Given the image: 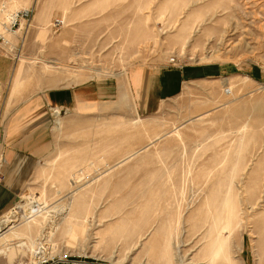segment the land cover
Here are the masks:
<instances>
[{
    "label": "rangeland",
    "instance_id": "1",
    "mask_svg": "<svg viewBox=\"0 0 264 264\" xmlns=\"http://www.w3.org/2000/svg\"><path fill=\"white\" fill-rule=\"evenodd\" d=\"M119 1L124 8L129 2ZM136 2L140 21L79 57V50L35 46L31 27L29 36L18 34L22 25L15 33L9 30L6 16L15 10H31L33 16L34 0H0L6 7L0 11L5 38L0 52L15 58L7 92L17 67L22 68L15 103L46 88L122 80L135 61L158 65L175 55L184 66L223 69L186 82L178 96L150 115L136 112L125 89L94 115L56 113L53 143L11 210L0 214V233L6 215L22 214L43 199L54 205L72 188L156 142L100 180L94 196L100 205L89 236L57 233L34 255L13 248L0 264H32L42 249L46 255L86 253L111 264L110 256L117 260L125 254L128 263L160 264L144 245L127 253L128 244L152 223L160 231L173 225L178 215L180 247L172 264H200L211 246V226L226 221L229 211L233 264H264V0ZM130 30H136L134 36ZM229 87L233 93L224 94ZM13 232L23 242L29 237L25 224Z\"/></svg>",
    "mask_w": 264,
    "mask_h": 264
},
{
    "label": "crops",
    "instance_id": "2",
    "mask_svg": "<svg viewBox=\"0 0 264 264\" xmlns=\"http://www.w3.org/2000/svg\"><path fill=\"white\" fill-rule=\"evenodd\" d=\"M34 3L29 27L25 30L27 23L21 20L18 34L29 36L26 33L31 27L35 46L58 45L67 51L79 50V57L93 46L114 41L121 30L126 34L128 24L140 21V17H135V13L140 15L136 0H129L125 8L119 0H34ZM55 18L64 19V25L57 31L50 28L49 22ZM135 33L136 30H130L129 37ZM141 33L139 29L138 34ZM14 59L0 52V214L16 202L39 160L50 149L54 140L52 110H62L63 115L91 116L102 103L112 101L118 91L125 89L136 112L146 116L178 96L186 82L223 71L216 65L179 68L166 62L154 65L135 61L122 80H92L46 88L15 103V95L7 92Z\"/></svg>",
    "mask_w": 264,
    "mask_h": 264
},
{
    "label": "bare ground",
    "instance_id": "3",
    "mask_svg": "<svg viewBox=\"0 0 264 264\" xmlns=\"http://www.w3.org/2000/svg\"><path fill=\"white\" fill-rule=\"evenodd\" d=\"M0 11L2 10L0 9ZM17 11L19 10L10 12L8 16H6L8 27L10 23H12L13 13ZM9 30L12 33H15L18 29L16 31H13L9 28ZM4 40L5 38L3 37V41ZM21 71L22 68L18 66L17 71L13 76L12 84H10L11 89L9 90L11 96L16 95L20 87L19 75ZM223 93L232 94L233 88L229 87L228 89L223 91ZM52 112L54 115L56 113H60V114L64 113V111L57 109L52 110ZM176 133L178 135V130H176ZM155 140L150 141L148 145L141 147L139 150L123 157L116 164L109 166L108 168L101 171L95 177L85 182L84 184L76 188H72L67 193L63 194L58 199L56 204L50 205L48 204V201L43 199L42 201H39L34 205H31V208L20 212L22 214H19L17 211H15L9 216L6 215L3 220V224L6 229L4 232L0 233V257H6L7 254L10 252V250L13 248L30 249L32 255H34L35 254L34 249L36 247L40 249L42 247L41 245L42 243H43V247H45V245H47V243L50 242L51 237H53V235L57 233L62 237L77 236V235L79 236L82 233H86V235L89 236V231H92V227L95 225L94 221L96 219L97 210L100 205L98 203H95L94 201L95 200L94 196L96 194V191L99 190L100 180L106 178L107 175L111 172V170H113L115 166H119L125 163L134 155L138 154L143 150H146L149 147V145L156 142ZM58 192L60 195L61 191L59 190ZM98 217L100 223L103 221L104 218H106V215L104 213L98 215ZM180 219H181L180 215H178L173 225L172 223L170 224L169 222L166 226L162 227V231H160L161 229L154 230L155 224L152 223L151 225H149L148 230L144 235L137 236L136 239L137 241L132 240L130 243L127 242L129 243L128 244L129 248L127 253H130L131 251L136 250L137 247L144 245L146 246V248L143 246L145 248L144 250H149V251L151 250L155 253L154 258L157 263L172 264L176 260L177 255L179 254L180 241L178 239L177 231L179 230L178 228L180 227ZM230 219H231V211H229V215L226 221L223 222L221 221L220 223H214L211 226L212 228L211 230L212 241L210 243L211 246L208 247L207 255L204 256L203 262H201L200 264H216L219 261V259L225 260L227 264H233V256L230 249V242L232 239L231 229H230ZM24 224L26 225V229L29 237H27L26 240L23 242V240L20 237H16V236H15L16 238L14 237L13 231ZM98 225L99 224H97V226ZM139 227H140L139 224H134L132 229L137 231ZM225 232H227V235H225ZM133 233L126 235V237H130V235H132ZM147 236H151L152 239H150L147 243H144L143 240ZM159 237H161L160 241H158ZM45 238L47 239L45 240ZM15 239L17 240L16 242H14ZM42 252H44L43 254L46 255L45 249L44 250L42 249ZM115 252L116 251L113 250L112 255ZM110 258L112 260V264H134V263H128L129 257L127 256V254H125L123 257L117 260H114L115 255L110 256ZM31 263L32 264L34 263V259L32 260ZM138 264H150V263L145 260Z\"/></svg>",
    "mask_w": 264,
    "mask_h": 264
},
{
    "label": "built area",
    "instance_id": "4",
    "mask_svg": "<svg viewBox=\"0 0 264 264\" xmlns=\"http://www.w3.org/2000/svg\"><path fill=\"white\" fill-rule=\"evenodd\" d=\"M1 10H5L6 7L0 6ZM32 12L31 10H19L13 13L12 23H10L9 28L13 31L14 29H19L21 20H24L27 25L31 20ZM2 25V24H1ZM64 25L63 18H55L52 23H50V28L53 30H59ZM0 42H3V36L0 34ZM168 65L182 68L184 64L177 58V56L172 55L168 59ZM33 264H111L102 258L93 257L86 253H75V254H54V255H44L43 252H39L34 258Z\"/></svg>",
    "mask_w": 264,
    "mask_h": 264
}]
</instances>
